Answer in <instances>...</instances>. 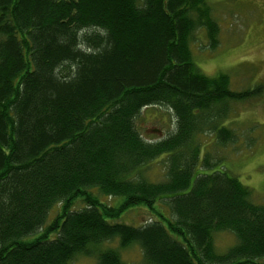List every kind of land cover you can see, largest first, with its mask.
<instances>
[{
  "label": "trees",
  "instance_id": "16d2710c",
  "mask_svg": "<svg viewBox=\"0 0 264 264\" xmlns=\"http://www.w3.org/2000/svg\"><path fill=\"white\" fill-rule=\"evenodd\" d=\"M200 29L217 48L207 0H0V264H128L98 249L116 238L143 264H262L264 204L223 167L201 173L216 165L203 137L237 143L230 105L261 90L206 76ZM151 107L175 125L154 142L136 124ZM157 161L164 180L150 181ZM134 209L155 220L111 222ZM222 233L235 238L223 253Z\"/></svg>",
  "mask_w": 264,
  "mask_h": 264
},
{
  "label": "rangeland",
  "instance_id": "374dc122",
  "mask_svg": "<svg viewBox=\"0 0 264 264\" xmlns=\"http://www.w3.org/2000/svg\"><path fill=\"white\" fill-rule=\"evenodd\" d=\"M213 19L220 27L219 46L209 47L207 31L194 33L191 51L196 66L208 77L225 74L230 79V89L245 92L259 88L261 93L239 103H231L226 126L238 137V142L221 147L215 136L203 137V154L208 153L213 168L201 169L202 174H211L221 167L231 176L252 190V199L264 204V0H207ZM137 126L146 140L158 141L175 130L172 113L161 107L144 109L137 119ZM203 157V155H202ZM150 181L164 180V166L160 161L144 173ZM108 205L118 206L123 198L105 199ZM82 204L78 203L76 209ZM166 216L170 213L165 205H158ZM50 216L53 217L51 214ZM155 217L145 209H134L118 221L132 226H141ZM51 220V217L50 219ZM235 244L229 233L215 236L218 252H225ZM99 250H118L128 264H143L138 244L123 250L119 239L104 242ZM262 264L264 261L261 262ZM73 264H97L96 258L79 256Z\"/></svg>",
  "mask_w": 264,
  "mask_h": 264
}]
</instances>
